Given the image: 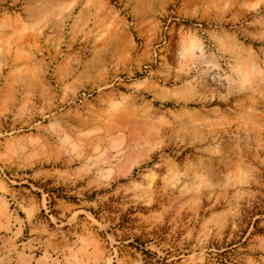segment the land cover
<instances>
[{
  "label": "rangeland",
  "instance_id": "374dc122",
  "mask_svg": "<svg viewBox=\"0 0 264 264\" xmlns=\"http://www.w3.org/2000/svg\"><path fill=\"white\" fill-rule=\"evenodd\" d=\"M0 264H264V0H0Z\"/></svg>",
  "mask_w": 264,
  "mask_h": 264
}]
</instances>
